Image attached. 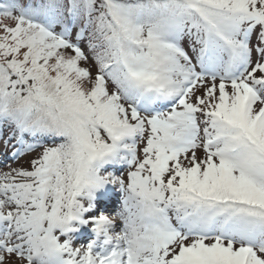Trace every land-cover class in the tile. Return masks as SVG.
<instances>
[{"label":"snow or ice","instance_id":"6c2138e0","mask_svg":"<svg viewBox=\"0 0 264 264\" xmlns=\"http://www.w3.org/2000/svg\"><path fill=\"white\" fill-rule=\"evenodd\" d=\"M0 264H264V0H0Z\"/></svg>","mask_w":264,"mask_h":264},{"label":"rangeland","instance_id":"374dc122","mask_svg":"<svg viewBox=\"0 0 264 264\" xmlns=\"http://www.w3.org/2000/svg\"><path fill=\"white\" fill-rule=\"evenodd\" d=\"M110 187L111 186H109V188ZM119 196H120L119 192H113L111 199H104V200L101 199L95 202L97 205L95 211L97 213L103 211V212H107L109 215L115 216V214L120 210ZM120 223L121 222L117 219V224ZM69 235L73 237L72 242L77 246H79L80 244H87L92 240L96 239L95 233H93L91 228L88 227L87 225H81L77 232L70 233Z\"/></svg>","mask_w":264,"mask_h":264}]
</instances>
